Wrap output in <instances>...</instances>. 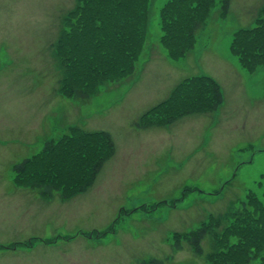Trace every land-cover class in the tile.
<instances>
[{
	"label": "rangeland",
	"instance_id": "obj_1",
	"mask_svg": "<svg viewBox=\"0 0 264 264\" xmlns=\"http://www.w3.org/2000/svg\"><path fill=\"white\" fill-rule=\"evenodd\" d=\"M165 1L141 6L146 47L133 75L103 77L98 94L82 100L66 92L90 91L113 64L105 13L92 20L91 5L103 0L90 1L83 28L74 0H0V264H142L152 257L212 264L210 254L221 264L213 252L219 215L235 213L251 189L248 200L264 206V65L250 72L229 48L233 33L252 25L259 0H231L224 12L218 0H185L169 10ZM181 18L205 23L190 36L194 47L171 61L162 35ZM165 60L172 64L164 68ZM201 73L221 82L217 110L185 116L171 129L135 126L141 116L151 120L145 110L169 91L193 105L196 87L180 79ZM130 77L142 79L127 83ZM105 130L115 152L86 191L62 201L60 191H73L69 184L87 175L82 158L98 155L94 142L106 144ZM48 143L55 149L45 152ZM54 150L57 159L40 160ZM31 152V165L13 172ZM46 185L55 188L50 199L37 192ZM202 226L199 253L188 236Z\"/></svg>",
	"mask_w": 264,
	"mask_h": 264
},
{
	"label": "trees",
	"instance_id": "obj_2",
	"mask_svg": "<svg viewBox=\"0 0 264 264\" xmlns=\"http://www.w3.org/2000/svg\"><path fill=\"white\" fill-rule=\"evenodd\" d=\"M90 1L92 0H74V5L72 7V12H75L80 20L79 28H83L84 24H82V16L81 14L85 15L90 5ZM144 0H103L104 3H98L97 5H91L92 7V14L93 19H99L104 13L107 18V33H106V44L108 43L112 47V51L108 49L107 46L101 45V48L110 52V57L107 61H110L112 64L109 67L101 69L103 76H99L95 79L93 85H95L98 81L103 79L106 76H118L124 75L126 73H130L132 71L131 61H133L137 50L141 46L142 42V32L144 25L142 24L143 13L141 10V6ZM181 0H168L165 4V8L167 10L175 7ZM94 3V2H93ZM116 4V5H115ZM115 5V6H114ZM115 9H121V11L113 13L110 8L113 7ZM261 13H264V6L261 8ZM264 15V14H263ZM142 18V19H141ZM262 18V16H261ZM263 24H264V16H263ZM82 22V23H81ZM197 21H193V26H195ZM131 27V29H130ZM175 27V26H174ZM100 31V30H96ZM247 34H243L244 38H242L239 42L237 41V47L235 49V40L233 42V48L235 50L234 53L239 57L241 62L246 65L254 64L257 59V55L261 53L258 52V47L251 43L252 36L250 35L251 30H246ZM262 32V31H261ZM190 33V30L187 31V34ZM92 35V34H91ZM177 35H171L168 31L167 34L163 32L162 41L168 49L173 51L176 50L180 44V37L175 40ZM257 37H253L255 40ZM264 38V37H258ZM253 40V41H254ZM96 42V38L92 37L88 40V44L92 46L93 43ZM108 49V50H107ZM114 49V50H113ZM114 69L116 72L111 73L109 70ZM201 78V82L204 86H213L216 91L217 85L215 82L206 76L199 77ZM195 80V79H194ZM193 82V80H189V83ZM196 81H194V84ZM92 85V86H93ZM201 86V84H197ZM74 95L79 99L86 98L87 91L83 92L82 89H75L72 91ZM175 101V97H171L167 99L165 102L160 104L158 107H155L151 113H156L162 111L163 108L169 106L170 103ZM101 139L105 141L106 144L99 145L98 143L94 142V150L97 151L98 155L94 156V158H89L91 160L90 165L88 166V174L80 178L82 180L81 183H78L77 180L75 185L69 184L70 189L72 188L73 191H81L84 190L88 184H91L96 172L101 167V164L104 160L109 157L113 153V144L110 138H108L106 132H102ZM100 137V136H99ZM93 145V142H92ZM55 149L54 144L48 143L45 146V152L48 150ZM66 151L65 149H62ZM57 150L52 151L51 153L45 155V157L40 158V160L49 159V158H56ZM68 155V153H66ZM60 157H65V153L60 152ZM59 157V158H60ZM87 157L84 156L82 158L80 165H81V172L85 170L87 167L86 160ZM93 160V161H92ZM65 164V160L63 161ZM23 167V164L20 168ZM264 178V176H263ZM45 188L44 194L46 192L49 194L54 187L50 185L43 186ZM73 191H69L68 193L64 192L63 195H68ZM250 194H247L246 200H242L241 208L235 210V213L229 211L224 214L219 215L220 220L216 223L223 226L221 231L216 234V238L218 244L215 246V250L213 251L216 255L221 254L222 260L221 264H249L252 259L255 257H261L264 261V206L257 204L254 206L252 202L248 200ZM263 198H264V189H263ZM234 226H233V225ZM250 225H254L256 227V231H253L250 228ZM206 228L202 226L200 229L194 230L188 236V241L192 245L194 251L201 252L202 248L199 245V240L202 239L206 235ZM256 232V233H255ZM212 264L213 259L212 255L210 254ZM151 264H164L163 260L161 259H151Z\"/></svg>",
	"mask_w": 264,
	"mask_h": 264
},
{
	"label": "crops",
	"instance_id": "obj_3",
	"mask_svg": "<svg viewBox=\"0 0 264 264\" xmlns=\"http://www.w3.org/2000/svg\"><path fill=\"white\" fill-rule=\"evenodd\" d=\"M162 66H163V64H162ZM165 67V66H164Z\"/></svg>",
	"mask_w": 264,
	"mask_h": 264
}]
</instances>
